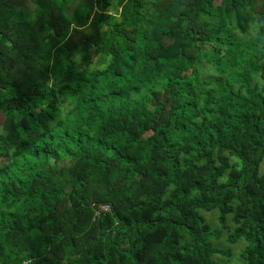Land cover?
<instances>
[{"label":"trees","instance_id":"trees-1","mask_svg":"<svg viewBox=\"0 0 264 264\" xmlns=\"http://www.w3.org/2000/svg\"><path fill=\"white\" fill-rule=\"evenodd\" d=\"M70 1L0 0V264H264V0Z\"/></svg>","mask_w":264,"mask_h":264},{"label":"rangeland","instance_id":"rangeland-1","mask_svg":"<svg viewBox=\"0 0 264 264\" xmlns=\"http://www.w3.org/2000/svg\"><path fill=\"white\" fill-rule=\"evenodd\" d=\"M223 0H216L217 3ZM68 6L72 9L77 8L83 12H94L96 10V0H71ZM109 11H114L112 6L108 9ZM92 55V53H91ZM46 109V108H44ZM1 130V127H0ZM105 209V207H104ZM205 219L209 222L213 229L220 230L219 236L214 240L215 246L219 249L228 250V254H217L214 256L218 264H241L240 253L244 249L246 242L243 239H239L234 243L227 241L228 232L220 226L216 218V211H209L204 213ZM230 225L231 222L228 221ZM212 239V238H211Z\"/></svg>","mask_w":264,"mask_h":264},{"label":"built area","instance_id":"built-area-1","mask_svg":"<svg viewBox=\"0 0 264 264\" xmlns=\"http://www.w3.org/2000/svg\"><path fill=\"white\" fill-rule=\"evenodd\" d=\"M105 209H106V207H105Z\"/></svg>","mask_w":264,"mask_h":264}]
</instances>
